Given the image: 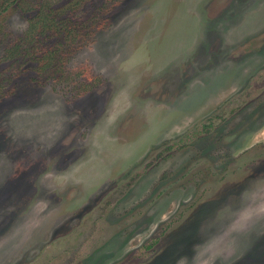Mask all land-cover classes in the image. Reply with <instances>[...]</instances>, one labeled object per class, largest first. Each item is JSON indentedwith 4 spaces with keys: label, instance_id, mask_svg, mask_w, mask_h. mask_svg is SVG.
I'll use <instances>...</instances> for the list:
<instances>
[{
    "label": "rangeland",
    "instance_id": "obj_1",
    "mask_svg": "<svg viewBox=\"0 0 264 264\" xmlns=\"http://www.w3.org/2000/svg\"><path fill=\"white\" fill-rule=\"evenodd\" d=\"M0 264H264V0H0Z\"/></svg>",
    "mask_w": 264,
    "mask_h": 264
},
{
    "label": "trees",
    "instance_id": "obj_2",
    "mask_svg": "<svg viewBox=\"0 0 264 264\" xmlns=\"http://www.w3.org/2000/svg\"><path fill=\"white\" fill-rule=\"evenodd\" d=\"M41 15H39L38 16V18L40 19H42L41 20V22L43 21V19H45L44 17H40ZM44 23H46V20L45 21H43ZM43 25H45V24H43ZM59 25V24H58ZM32 27H36L34 24L32 25ZM35 29V28H34ZM24 42H25V45H24V47H23V54H29V53H32L31 54V56H34V55H37V52H38V46H35L34 47V45H33V49L34 50H31V44H28L27 43V41L26 40H24ZM60 46V45H59ZM41 47V46H40ZM57 49V48H56ZM56 49L53 51V53L51 54V57L52 56H54V53H55V51H56ZM34 53V54H33ZM26 57H28L27 55H25Z\"/></svg>",
    "mask_w": 264,
    "mask_h": 264
}]
</instances>
